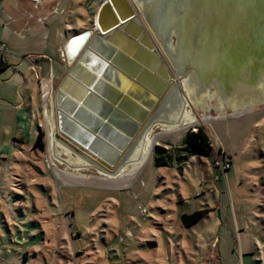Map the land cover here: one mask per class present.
<instances>
[{"label":"rangeland","instance_id":"1","mask_svg":"<svg viewBox=\"0 0 264 264\" xmlns=\"http://www.w3.org/2000/svg\"><path fill=\"white\" fill-rule=\"evenodd\" d=\"M3 1L0 0V3ZM156 1L158 10L164 5L165 9H169L171 17L177 18L185 28L188 27L186 36L191 55L204 57L207 47L215 42L216 37L222 41L221 67L224 69L237 60L239 52H234L231 44L235 42L232 36L236 21L225 13V0H205V4L194 2L196 5L191 4L188 16L184 17L178 15L177 0ZM102 2L104 0L72 1V9L67 15L66 39L94 29ZM138 16L143 21L142 14ZM215 28H220L221 34L216 36L212 33ZM169 37L173 47L171 50L178 49L177 37L173 34ZM159 51L176 76L177 69L173 61L162 49ZM174 78L172 85L189 97L190 91L184 88L181 77ZM59 84V81L55 83L54 92ZM217 92L215 87L210 89V93ZM162 103L155 109L149 122L175 118L174 111L167 110L164 114L159 111ZM263 104L257 107L262 108ZM211 105L205 110L202 102L198 107L193 104L188 106L185 113L188 110L197 120L179 128L167 129L156 124L150 135L151 145L147 158L134 169L116 177L100 175V167L95 164L88 169L80 166L77 171L69 164L70 161L84 158L73 153L66 154L62 150L60 156L68 160V163H61L47 151L50 144L48 138L45 139L48 144L43 153L37 149L36 153L25 152L19 156L12 177L10 197L12 205L16 207V216L23 224L13 228L12 233L14 242L20 243L23 240L26 242L23 247L27 249L33 245L39 246L38 250L37 246L35 248L36 253H30L31 258L24 264H208L209 260L216 263L209 256L212 250L207 249L208 254L202 256V247L206 241L211 240L215 246L217 243L221 246L233 244L237 231L235 225L242 220L239 218H242L243 211L252 214L242 220L250 230L254 227L262 232L263 162H255L254 169L247 166V178L242 177L235 166L227 177L223 174L217 181L224 189L214 194L204 184L217 178L214 170L215 155L182 159L187 154L183 150L186 146L185 135L200 126L212 139L216 156L219 151L222 152L223 147L233 158L237 154L236 163L242 160L246 165L244 161L246 158L251 159L254 152L257 157H262L264 129L254 125L261 116L241 115L243 112L235 113L237 116H234L230 106L224 112L218 111L215 109L219 105L217 100H212ZM47 115H51L50 108L42 109L39 116L45 121ZM146 126L138 133L135 141ZM57 133L69 146L80 152L59 131ZM157 148L168 151L165 159L169 161L172 156L173 167L158 168L154 164L158 155ZM241 151L247 154L242 157ZM111 169L112 173L117 172L115 167ZM215 169L220 174L224 173ZM240 181L243 184L238 187ZM207 204L216 207V212L194 226L185 228L182 216L205 210ZM21 212L25 216H20ZM216 223L219 226L217 229Z\"/></svg>","mask_w":264,"mask_h":264},{"label":"water","instance_id":"2","mask_svg":"<svg viewBox=\"0 0 264 264\" xmlns=\"http://www.w3.org/2000/svg\"><path fill=\"white\" fill-rule=\"evenodd\" d=\"M194 2L205 4V0H189L179 16H188ZM224 2L225 13L236 21L235 42L231 44L234 52H239L237 60L221 67L222 41L216 37L204 57L196 59L208 64L211 72L202 89L218 87L225 97H233L238 92L249 93L264 81V0ZM135 4V0L102 2L94 29L75 34L66 44V59L72 67L53 94L59 133L80 152L110 169L166 99L174 77H180L160 53L148 25L139 20ZM177 24L180 34L169 32L167 37L175 35L178 46L183 39L186 48L188 27ZM212 33L217 36L221 29ZM193 60L189 61L197 63ZM186 68L190 70V66ZM243 68L247 72L244 77ZM218 70L223 77L217 86L213 81ZM72 87L75 91L70 90Z\"/></svg>","mask_w":264,"mask_h":264},{"label":"crops","instance_id":"3","mask_svg":"<svg viewBox=\"0 0 264 264\" xmlns=\"http://www.w3.org/2000/svg\"><path fill=\"white\" fill-rule=\"evenodd\" d=\"M72 1L39 0L38 3H35L32 0H4L0 3V45L5 44L7 49L6 52L0 49V264H24L31 258L30 253H36V246L37 250L39 247L33 245L27 249L23 247V244L26 243L23 240H20V243L14 242L12 229L17 225L21 226L23 221L16 216L14 211L16 207L12 205L10 188L12 177L16 171L17 158L25 152L36 153L37 149H34V144L37 142L40 130L44 132L45 139L48 138L50 141L47 151L56 157L53 152L58 148H54L52 144L54 137L58 141L61 139L52 134V113L46 116L45 121H42L39 115H41L42 109L49 110L50 108V111L52 110L55 83L59 81V85H61L72 67L65 55V46L74 36L66 39L68 33L67 15L72 9ZM70 90L75 91L74 87ZM210 103L212 100L208 101L209 105ZM172 104H175L177 108L176 115L174 113L175 118H162L158 119V122L154 120L151 126L160 124L163 127L164 124L173 122L171 121L173 119H180L183 114L181 98L174 95L170 103L168 100L165 105L168 111ZM218 104L215 109L222 110L221 112H224L227 106L232 107L227 102ZM258 105L232 107L233 115L237 116L235 113L242 112L241 115L258 114L261 118L257 119L254 125L263 130L264 107H257ZM167 110L164 112L160 110V112L164 114ZM46 113L48 112L46 111ZM59 143L62 145V142ZM262 143L264 144V137ZM131 147L128 148L123 159L133 156L134 152L131 155L128 152ZM221 149L225 157L232 163V168L222 174L214 168L217 178L204 184L207 190L209 189L214 194L224 189L217 181L222 178L223 174L227 177L229 171H232L235 166L239 169L241 176L247 178L248 168L252 166L251 169H254L255 162L264 163L263 150L262 157H257L254 152L251 159L246 158L245 165L242 160L240 163H236L237 154L233 158L226 152V149L223 147ZM39 151L44 152L41 149ZM243 151L245 152V150ZM243 151H241L242 157L247 154ZM247 166L248 168H246ZM261 176L264 181V166ZM242 184L243 182L240 181L238 187ZM225 185H227L226 182ZM207 209L209 213L206 217H209L211 213L216 212L217 208L208 205ZM20 214V216H25L22 212ZM250 214L243 211L242 218L239 219H248ZM242 220H239L235 225L236 236L230 246L227 244L221 246L220 243L215 246V243H211L212 240L206 241L200 253L205 256L208 254L207 249L212 250L209 252V256L216 260V263L209 260L208 264H264V229L262 232L254 227L250 230L248 224ZM217 228H219L218 223H216ZM19 233L22 232L19 230ZM214 240L216 241V238ZM210 244H212L211 247Z\"/></svg>","mask_w":264,"mask_h":264},{"label":"bare ground","instance_id":"4","mask_svg":"<svg viewBox=\"0 0 264 264\" xmlns=\"http://www.w3.org/2000/svg\"><path fill=\"white\" fill-rule=\"evenodd\" d=\"M188 2L189 0H177L176 2L177 9L179 7V9L177 10L179 11L178 15L184 12V9H185L184 6ZM135 3H136L135 6L138 12L142 14V16L144 17L143 21L140 19L139 20L148 25V28L152 32L153 37L159 44V49H162V51L166 53V55L171 59V61H173L172 63L175 65L176 69L179 71L184 88L187 89L188 92L190 91V94H188L189 97H186L183 94H181L178 90H176L175 85L173 86L171 83L170 91L168 92L167 97L164 100V103L159 108V111L162 110L164 112L165 110H167L165 106L167 101L168 100L171 101L174 95H178L181 98L182 103H183L181 106L183 114H181L180 119L178 120L173 119L171 120L173 122H170L169 124H164L163 127L167 129H176L182 125L195 122L197 119L192 113L190 114L188 110H187V113H185L186 108L190 106L191 104L197 107L199 106V103L202 102L203 110H205L206 107H211L208 104V101L210 100H217L218 103H222V104H224V102H227L230 105H232V107L234 108L245 106V105L247 106V105L264 103V81L260 83L259 87H257L254 90H251L249 93L245 92L243 94V93L238 92L233 97H224V95L222 94L223 92L222 90H220V88L218 89L219 93L217 92L214 94L209 93L210 89L203 90L202 84H205V81L208 79L207 75L211 73L209 71V67H207L208 64L206 65V63L200 58L196 59V57L194 56L190 58L191 54L188 52L189 47L185 48V46H183V39H180L181 43L178 46L179 47L178 49L174 51L171 50V48L173 47L171 46L170 37H167V35L169 32L180 34L178 30L177 23L179 22L177 21V18L171 17L169 14V9H165L164 5H162L163 7L160 10H158L157 9L158 2L156 0H135ZM181 36L183 37L184 33L181 34ZM193 59L196 60L197 63L192 64V62L189 61ZM186 66L187 67L190 66V70H188ZM241 73H242V76L244 77L245 73L247 72H245V69L243 68ZM215 74L217 75L218 78H216V80H214L213 83L218 86V83L222 81L221 78L223 76H221L222 73L219 72V70H218V73H215ZM178 85H179L178 87H180V84ZM237 89L239 90L241 89V87L238 86ZM171 106L172 107L169 111L171 112L174 111L176 115L177 108L175 107V104H172ZM51 113H52L51 117H52V122H53L52 134L58 136V133H57L59 130V125H58V120H57L58 110L55 107V103H54V111L51 110ZM165 119H168V118H165ZM152 123H154V121L151 120L149 124L145 127L143 132L140 133L137 140L132 144L133 147H131V149L128 152H130V155L133 154L134 152L133 156L131 157L129 156L127 157V159L122 158L121 161L117 163V166H115V170H117L116 173L111 172V170L113 169L102 167L100 164L93 161V159L88 158L86 155L76 151L75 149H73V147L69 146V144L65 142L62 138H60L59 136H58L59 139H61L60 141L55 140V137H54V142L52 146L54 148L57 147L58 150L55 149L56 151H54L53 153H55L54 155L57 157L58 161H60L61 163H68L67 162L68 160L66 161L60 156L62 155L60 153V150L64 151L66 154H69V155L73 153V154L82 156L84 158V159L82 158L83 160L74 159L73 161L71 160L69 163L72 166V168H74L77 171L80 170L79 169L80 166L86 167V169H88V168H92L93 164H95L100 167L99 168L100 175L116 177L117 175H120L127 170L134 169L147 158V154H148V151L151 145L150 133H152L154 126H156V124L154 126H151ZM59 142H62V145Z\"/></svg>","mask_w":264,"mask_h":264},{"label":"trees","instance_id":"5","mask_svg":"<svg viewBox=\"0 0 264 264\" xmlns=\"http://www.w3.org/2000/svg\"><path fill=\"white\" fill-rule=\"evenodd\" d=\"M185 142V152L187 154L183 156L182 159H189L193 156H211L214 153V146L209 137L207 131L202 127H198L197 131H189L184 138ZM46 141H45V134L42 130H40L37 142L34 144V149H41L45 150L46 148ZM168 151L166 149H159L157 148V159L155 160L154 164L158 168L162 167H173L172 163H174V159L172 156L169 157V161L166 158V154ZM180 158V156H179ZM209 213L208 209L202 211H195L192 214L183 215L182 216V223L185 228H190L194 226L196 223L200 222L204 219Z\"/></svg>","mask_w":264,"mask_h":264},{"label":"built area","instance_id":"6","mask_svg":"<svg viewBox=\"0 0 264 264\" xmlns=\"http://www.w3.org/2000/svg\"><path fill=\"white\" fill-rule=\"evenodd\" d=\"M32 1H34L35 3L39 2V0H32ZM0 49L4 52L7 51L5 44H1ZM194 131H197V130L195 129ZM213 154L215 155V157H214L215 168L221 170L224 173L232 168V163L230 162V160L228 158L225 157V155L222 152L219 151L217 153V156L215 153H213Z\"/></svg>","mask_w":264,"mask_h":264}]
</instances>
